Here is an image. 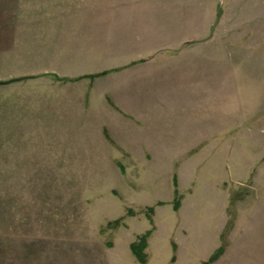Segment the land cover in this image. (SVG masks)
<instances>
[{"label":"rangeland","instance_id":"374dc122","mask_svg":"<svg viewBox=\"0 0 264 264\" xmlns=\"http://www.w3.org/2000/svg\"><path fill=\"white\" fill-rule=\"evenodd\" d=\"M120 39L159 82H44ZM24 77L0 85V264H264V0H0V80Z\"/></svg>","mask_w":264,"mask_h":264},{"label":"crops","instance_id":"0c3cea01","mask_svg":"<svg viewBox=\"0 0 264 264\" xmlns=\"http://www.w3.org/2000/svg\"><path fill=\"white\" fill-rule=\"evenodd\" d=\"M128 7V6H127ZM122 21L119 23L116 22L117 26L114 27L116 31H119L121 34H124V36L128 35V32L132 30L131 25L134 23L132 21V17L129 16H121ZM126 39V38H125ZM138 44H135L134 42H129L128 40L120 39L119 46L123 47L125 50L123 52L122 56V63L118 65H113L111 67H108L104 70H96L91 73H87L88 75H94L103 71H109L107 74L103 76H97L95 78H82L79 80H69V81H61L57 80L53 75H51L53 81H44L48 83H54V80L62 82V83H157L160 81V79L155 76L152 72V69L155 68L164 70L166 66H158L159 65V55H157V51L154 52L151 50L150 46L148 45L147 48H144V46L137 47ZM134 48L132 52L128 51L127 48ZM137 49V50H135ZM169 70V69H167ZM166 71V70H165ZM86 74V75H87ZM73 78V77H71ZM167 83H175V79H171L168 77L165 79L162 78V81ZM24 81H20L16 83H23ZM28 82L25 80V83ZM30 82V81H29ZM32 83H40L39 81H31ZM43 82V83H44ZM15 83V82H12ZM134 102L138 103H145L146 101L140 100V99H133ZM118 102L117 100H115ZM119 103V102H118Z\"/></svg>","mask_w":264,"mask_h":264},{"label":"trees","instance_id":"16d2710c","mask_svg":"<svg viewBox=\"0 0 264 264\" xmlns=\"http://www.w3.org/2000/svg\"><path fill=\"white\" fill-rule=\"evenodd\" d=\"M108 72L109 71H104V72H101L99 74L88 75V76L90 78H95L97 76H103V75L107 74ZM53 76L56 79L61 80V81L77 80V79H69V78H60L57 75H53ZM26 78H28V77H24V78H20V79H11V80H6V81L0 80V85L10 84V82H15V81H18L21 79H26ZM179 204H180V201L178 198H176L174 208L178 209ZM149 211L152 212L153 210L150 209ZM148 236H149V232H147L145 235L141 236L137 243L132 244L133 253L137 257L138 261L141 263L146 262V255L144 253V249L146 248ZM222 252H223V248L221 247L210 257V259L207 262H204L203 264H211L213 261H215L222 254Z\"/></svg>","mask_w":264,"mask_h":264}]
</instances>
